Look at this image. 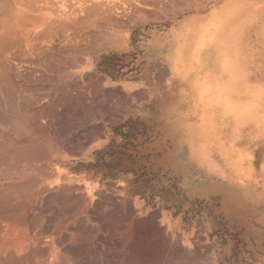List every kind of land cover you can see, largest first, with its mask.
Instances as JSON below:
<instances>
[{
  "label": "rangeland",
  "instance_id": "rangeland-1",
  "mask_svg": "<svg viewBox=\"0 0 264 264\" xmlns=\"http://www.w3.org/2000/svg\"><path fill=\"white\" fill-rule=\"evenodd\" d=\"M54 1L57 3L56 0H53L54 4ZM63 1L65 2L66 0ZM69 1L70 0H67L66 2L68 3ZM181 1L183 2L181 3ZM188 1L189 0H86L87 4L95 3V5H97L96 7H98L101 12L111 17L114 21L126 23L125 28L123 27L125 31H123L122 34L115 35L117 38H115L114 35L110 36V38H114L112 41L108 37L111 43L115 42V44L110 43V46L113 47L115 45V48H111L109 43L104 42L105 45L103 41H101H106V39H104L105 36L100 37V35H98L100 30L98 31V29L92 27L89 29L86 27L87 30H85V27L83 28V26H81L80 28V25H78L79 29L77 27V29H75L76 35L73 33L74 30H69L68 32L71 33H68L66 29L63 30L62 27H58L59 29H57L58 25H54L53 28L57 31L45 33V41L47 44L49 42L47 39L50 38V36H48L49 34L51 35L49 39L51 40L49 42L51 45L54 44L55 40V45L53 46H50V44L46 46L45 43V50H48L49 47H53L54 49L51 54L56 53L58 56L52 57L56 56V54L50 55L48 62H55L54 59L56 58L57 60L58 58V61H56L57 63L63 64L67 62L72 64L71 70L82 73L83 75V79L80 77H78L80 80L77 79L78 81L82 80L79 84H85L86 86L92 84L93 86L91 85L92 87L90 90L84 89L82 90L83 92H74V90L73 93V88L69 86L73 85L77 87L79 85L74 81L76 77L72 78L67 76L68 74H64L56 78L54 72L50 73L51 68L48 69L50 74L47 78L49 81L51 80L50 82H52V84L45 82V87L55 93L61 90L65 91L66 97L64 96V99L59 101V108L57 107L54 109L57 112V114L55 113L56 116H51V119L49 117L45 118V125L47 126L40 135L45 138L54 135H67L68 137L71 135L72 144L75 146L77 144L75 136L77 138L81 136L83 132L84 135H88L90 132H92L90 134H100L99 125L95 126V124H102L103 121L108 123L105 133L112 136V141L109 146L89 154L95 158V162L80 161L73 164L72 169L75 172H93L94 179H99L100 183L112 181L110 182L111 184L117 182L120 187L123 185L126 195H128V202L131 201L128 204V209H126L127 211L129 210V213L126 212L127 214H121L118 209H112L113 211L110 216L117 211L113 214L115 215L114 217L113 215L111 216L112 221L116 220L114 222L115 224H117V222L120 223L121 220L123 221L125 217L126 220L129 218L127 221L132 220L134 217L133 203L139 205L142 214L145 213L144 216L146 215L149 232L148 238L146 237L147 240L146 238L144 240L149 241L151 239L149 241L150 244L149 242L147 243L149 248L145 244L146 241H144V247L147 248L146 250H140L139 247L140 245L142 246L143 243L142 241V244L137 243L138 239L135 238L136 241L133 240V238L127 239V241L125 237L122 238V240L120 238L115 241L116 247H128V254L132 255L133 253V255H135V260H138V264H148L150 261L152 262V260H150L151 251L156 252L158 258L156 262L160 261L158 264H169L170 262H167L168 260L172 262L170 264H179L181 260L183 261V263L181 262L182 264H196L194 261L201 257L204 263L206 259H212L205 264H210L211 262V264H264V118L259 126L253 123L247 128V126H244L243 121L239 120V122H237L234 120L233 114L225 112V107H221L220 103L212 96V85L210 82V75L208 76V74H206L205 61L197 58L193 53L196 48L194 47V40L198 38L201 39L203 36L202 33L204 32H199L198 35L195 33L190 35L186 32L187 27L192 24L193 20L203 21V26H206V29L213 26L212 24L217 21V16H220V19H222L223 16L227 14L233 16L239 13L241 21H243V23L248 22L246 34L241 39L244 41L246 56L250 62L252 72V91L254 94L252 93L249 99L254 98L253 103L255 106L264 112V0H211L200 11H193L190 9L182 10L183 8H181V6L185 7ZM72 2L73 1H71V4ZM53 3H51L50 6L53 5L52 7H54ZM56 5L58 6V4ZM56 5L55 7L57 8ZM68 6L69 5L65 6V8L68 9ZM46 7L45 23L53 19V15L57 11L56 8H50L49 5L48 8ZM173 8H176V13L171 11ZM163 9L166 10L163 12ZM172 13L175 15H171ZM133 18L136 21L133 20V22ZM45 32H47V30ZM55 32L58 33L56 34ZM78 34H81L85 38L81 39V42L88 40L86 41L87 47L90 45L91 47L88 48H93V52H90L92 49L90 51L87 49V52L82 51V53H80L79 45L86 48V43L84 41L81 45L79 44L80 41H77L79 44H77L78 47L74 44L77 42L73 40L76 41L79 38H83L81 35L78 36ZM67 35L69 36L68 39L74 42L73 45L71 41L70 44L69 40L67 41L66 38H63ZM189 35L192 38L189 37ZM127 36L128 39L125 38ZM52 37L54 38L53 42ZM108 39L106 42H108ZM116 39L122 40L123 45L114 41ZM63 40L64 46L62 45ZM65 40L69 45H67V42L65 43ZM89 40H94L91 41V43H95V46L92 47ZM116 43L119 44V46L117 45L118 47ZM102 44L107 47L105 48ZM80 50L83 49L81 48ZM78 52L80 54H78ZM86 58L88 59L87 61ZM86 70L90 72L87 73ZM93 70L96 71L94 72ZM93 72L98 75L95 76ZM84 73H86V75L89 74V77L87 76L88 78H84L86 76H84ZM200 74L203 76L201 77ZM98 76L100 79L97 80ZM90 77L91 80H89ZM196 80L198 82H196ZM208 80L210 83L207 82ZM62 82V86H64V84L66 86L69 84V90L66 86L63 88L61 87ZM95 82L99 83V87L94 86L96 84ZM101 83H103V85H100ZM95 87L98 88V90H96L97 93ZM115 87H118V89ZM92 89H94V92L91 91ZM119 89L121 92H119ZM123 89L126 91H122ZM250 89H252V87L246 86V90ZM102 90L110 92L109 94L111 95H108V93L106 94ZM99 92L100 94H98ZM102 92L103 95L101 94ZM72 93L75 95L78 93V95L82 96V100L80 96L76 95V97ZM87 94H89L90 99H86L88 97ZM91 94L95 97H92ZM96 94L98 97H96ZM107 96L112 98L109 99ZM113 97L115 103L112 100ZM116 97H118L119 100ZM65 98H67V100H65ZM96 98L99 101L98 105ZM91 99H95V101L92 100L91 102ZM86 100H90V102H88L92 106H89L93 108L95 114L97 113L95 116ZM124 100H127V103H124ZM93 104L95 105L94 107ZM119 104L126 106L128 112L123 105L119 106ZM50 106L52 107V105ZM111 106L114 108L112 109ZM132 107H134L133 109L137 107L140 111L136 108L138 111L135 109L134 112ZM121 108L124 112L126 111V113H122L121 115ZM89 109H91V111ZM96 109L97 112H95ZM99 110L102 111V114H98V112H101ZM112 110H117L114 112L115 114L118 113L116 117H114L115 114ZM89 115L93 117L91 121ZM113 117L116 120H114ZM57 118L60 119L59 121H61V123ZM99 118H101V120ZM49 119L51 121H49ZM52 119L55 120L56 123L53 122V125L57 124L55 125L57 128L55 126H49L50 124L52 125ZM47 121L49 122L46 123ZM118 121L120 123H117ZM58 122L61 125H59ZM58 126L62 127L60 132L58 131ZM85 127L88 129H85ZM210 128L212 130H210ZM56 130L58 131L57 134ZM86 130L87 132L85 134ZM193 130L194 133L192 132ZM35 131H37V129ZM53 133L54 135H52ZM189 135L193 136L189 137ZM82 137L83 134L81 138ZM184 137H194L198 139V144H196L195 147L200 150L208 151V164L212 162L228 169L231 178L229 177L225 180L218 179L200 173L193 169V167L191 168L190 176L187 177L183 171L179 170L180 168H178V164H176L175 161L176 153L180 150L178 140ZM233 138L239 140L240 144L238 148L242 152L240 163L243 165V169L241 172H235L236 175L233 174L234 172L230 164L233 160L228 157V153L232 148L230 142ZM182 166H184V164ZM248 182L250 185L247 184ZM158 211H161L162 215H160L161 212L159 213ZM120 215L123 217L125 215V217L123 218ZM116 216L118 218L120 217L119 220ZM159 216L161 217L159 218ZM249 217H253L254 219H249ZM247 222H251L253 226L246 231L247 227L241 226V224ZM168 232H171V234L168 235ZM171 235L177 237H171V241V239H169ZM245 235L250 237L252 247H215L217 244H247L249 242H246L244 240L245 238H242ZM173 238H178L177 241L180 240V243L173 240ZM124 239L127 242H123ZM184 239L188 242L192 241L190 244H193L192 246L195 245L193 250L196 249L192 252H198V255L196 254V256H194L195 254L193 253V256L191 253L187 254L188 250L181 244V240L185 241ZM173 243H175V245ZM170 245H172L171 248L169 247ZM197 245H199L198 247H200V249L198 247V249L196 248ZM213 247L218 254V258L216 259L212 257ZM169 250L172 251L170 252ZM181 250L183 251L182 253H180ZM167 251H169L170 254ZM184 253L187 254L188 260L182 258L183 256L185 257ZM199 253L202 256L199 255ZM179 254L183 255L178 257L180 256ZM168 256L171 257V259L177 256L179 259L176 257L175 261L178 262L172 261ZM188 256L191 257L188 258ZM166 258L167 261H165V263L164 260ZM162 259H164V263H162ZM201 259L197 260L200 261L198 262L200 264H202ZM135 260L134 262H136ZM190 261L192 262L190 263Z\"/></svg>",
  "mask_w": 264,
  "mask_h": 264
},
{
  "label": "bare ground",
  "instance_id": "bare-ground-1",
  "mask_svg": "<svg viewBox=\"0 0 264 264\" xmlns=\"http://www.w3.org/2000/svg\"><path fill=\"white\" fill-rule=\"evenodd\" d=\"M56 1L57 3L54 1V4L53 0L52 2L51 0H0V264H138V260H135L134 258L135 255H133V253L132 255L128 254V247H116L115 241L119 240L120 238L122 240V238L124 237L126 238V240L132 238L133 240L138 239L137 243H141V241L143 243L144 241H146L149 231L145 217L146 215L144 216L145 213L142 214L139 205L132 202L134 209V217L132 218V220L127 221L129 218L126 220V217L124 215L125 219L123 221L121 220L120 223L117 222V224H115L114 222L116 220L112 221L111 216L117 211L110 216L111 212L118 209L121 214H125L129 211H127L126 209H128V204L131 202L130 200V202H128V195H126V191L123 185L120 187V185H118L116 181V183L114 184L110 183L112 181L100 183L99 179H94L93 172H75L72 169V165L80 161H94L95 158L90 156L89 154L93 153L96 150L109 146L112 141V136L105 133L108 123L103 121L102 124H95V126L99 125L98 128H100V134H90L92 133L90 132L88 135H84L83 132L82 138V134L77 138L75 136L77 142V144H75L77 146H73L71 140L72 137L70 138V134H68L70 135L69 137L66 134V136H55L54 132L52 134L54 136H50L48 138L40 135L41 133H43V129L47 126L45 125V118L56 116L57 112L54 109H56L57 107L59 108V101L64 99V96L66 94L64 93L65 91L62 90L57 91L56 93L51 92L45 87V82L52 84V82H50L51 80L49 81L47 78L49 74L54 72L56 78H59L64 74H68L67 76H70L72 78L76 77V80L78 79V77H83L82 73L71 70L72 64L70 63H57L56 61H58V58L57 60L56 58H53L55 62H48V59H50V55H54L56 53L51 54L54 49L53 47H49L48 50H45V33H48L50 31H57L53 27L54 25H58L57 29H59L58 27H62L63 30L66 29L67 32L69 30H74V32H72L77 35V33H75V29H77L79 27L78 25H80V28L81 26H83V28L85 27V30L91 27L98 29V31L100 30L101 32L99 31L98 35H100V37L105 36L104 39H106L107 41L108 37L110 38V36H117L119 34H122V32L125 31L124 28L126 26V23H119L117 21H114L111 17L101 12L99 8L96 7L97 5H95V3L87 4L86 0H70L68 2L70 4L66 2L67 0L65 2L63 0ZM71 1H73L72 4ZM209 1L211 0H189L185 7L181 6V8H183L182 10L190 9L193 11H200L209 3ZM182 2L183 1H181V3ZM51 3L54 4V7H52L53 5L50 6ZM56 4H58V6ZM48 5L50 8H56V5L57 11H54L55 14L53 13L54 18L51 20H49L48 18L49 21L45 23V7L47 6L46 8H48ZM67 5H69L68 9L65 8V6ZM173 9L171 11L176 13V8L174 10ZM165 10L163 9V12ZM173 14L174 13H172L171 15ZM134 18L132 19V21L134 20ZM216 20L217 21L212 24V27L206 29V26H203L204 22L199 20H193L192 24L187 27L186 32L190 35H192V33L198 35L199 32H204L202 33L203 36L201 39L198 38L194 40V47H196L193 51L194 56H197V58L203 59L205 61L206 74H208V76L210 75V82L212 85L211 93H213L212 96L216 101L220 103L221 107H225V112L233 114L234 120H236L237 122H239V120L243 121L244 126H247V128H249L253 123L259 126L261 121H263L264 112L260 108L255 106V104L253 103L254 98L249 99L252 96V93L254 94V92L252 91V72L250 68V62L245 52L246 47L244 41L241 39L246 34L248 22L243 23V21H241L239 13L233 16L227 14L223 16L222 19H220V16H217ZM46 30L47 32H45ZM78 32L80 33L79 30ZM68 35L63 37L66 38L67 41L69 40ZM80 35L78 34V36ZM190 35L189 37H191ZM48 36H50L51 38L50 34ZM116 36L115 38H117ZM81 37L83 36L81 35ZM50 38L47 39L49 42L51 41L49 40ZM54 38L52 37V42ZM125 38L128 39V36ZM81 39L85 38H79L76 41L73 39L72 40L74 42L80 41L79 44L81 45L84 41L85 43L86 41H88L84 40L81 42ZM110 39L113 41L114 38ZM110 39H108V42H106L105 40L101 41H103V43H109V46L111 44H115V42L111 43ZM67 41L65 40V43ZM70 41L71 40H69V42ZM73 41H71L72 45L74 43ZM91 41L90 44L92 45V47L95 46V43L93 42L94 44H92ZM114 41L118 42L120 45H123L122 40L120 39H116ZM49 42L48 44L46 43V46L50 44ZM62 42V45L64 46V40ZM59 43L61 44L60 41ZM118 43H116V46H119ZM74 44H76L77 47L79 45L78 42ZM104 44L102 45L104 46ZM53 45H55V40L54 44H50V46ZM67 45H69L68 42ZM79 47V51H81L80 53H82V51L85 52L87 49L89 51L92 49V51L90 52H93V48H88L91 46L89 45L87 47V43L86 48L84 46L83 48L80 45ZM110 47L115 48V45L113 47ZM81 48L83 50H80ZM80 53L78 52V54ZM52 57L58 56L56 54V56ZM87 60L88 59L86 58V61ZM50 68L52 72L50 71L49 73L48 69ZM88 72L90 71H87V73ZM85 75L86 73H84V76ZM88 75L89 74H87L84 78H86ZM97 75L95 74V76ZM202 76L203 75H201V77ZM102 77L105 79L103 75ZM98 79H100L99 76L97 80ZM76 80L74 81L77 84H79V82H82V80L78 81L80 79H78L77 81ZM89 80H91V77ZM196 82L198 81L196 80ZM207 82H209V80ZM96 84L94 86L99 85V83ZM62 85L63 82L61 84V87L63 88L64 86H66L65 84L64 86ZM68 85L66 86L67 88ZM91 85L86 86L85 84H79L77 87L73 85L69 87L73 88L72 92L74 90V92H78L84 89L90 90L93 86ZM100 85H103V83H101ZM246 86H250L252 87V89L246 90ZM115 88L118 89V87ZM120 89L119 92H121ZM96 90H98L97 87H95V91ZM91 91L94 92V89H92ZM122 91H124V89ZM105 93L111 95L109 94L110 92ZM98 94H100V92ZM101 94L103 95V92ZM76 95L80 96L78 95V93H76ZM87 95L89 98L87 97L86 99H90L89 94ZM80 97L82 100V96ZM92 97L95 96L93 95ZM96 97H98L97 94ZM107 98L111 99L112 97L110 98L107 96ZM116 98L118 99V97ZM65 100H67V98H65ZM92 100L93 99H91V102ZM112 100L114 101V97ZM86 101L90 102V100ZM93 101H95V99ZM47 102L50 104H48ZM96 102L98 105L99 101L97 100ZM124 103H127V100H124ZM94 104L93 107L95 106ZM50 105H52V107ZM89 105L92 106L90 103L88 104V106ZM122 105L119 104V106ZM123 107L126 108V106L124 105ZM133 108L134 107H132V109ZM136 108L137 107H135V109ZM91 109L95 116L97 113L95 114L93 108ZM91 109L89 110L91 111ZM135 109H133V111ZM116 111L112 110L113 113ZM122 111L123 110L121 108V115L122 113H126V111L128 112V109L125 112ZM53 112L54 114H56L54 115ZM95 112H97V109ZM99 113L102 114V111L98 112V114ZM116 114L114 117H116ZM89 116L91 117V115ZM92 118L93 117L90 118V121L92 120ZM50 119L49 121H51ZM99 119L101 120V118ZM59 120L60 119H58V121ZM49 121H47L46 123H48ZM53 122H55V120L52 121V125L49 123V126L57 125H53ZM59 122L61 123V121ZM60 123L59 125H61ZM117 123L120 122L118 121ZM100 125L102 128L100 127ZM58 127V131L60 132V129L62 127ZM36 129L37 131H35ZM85 129L88 128L85 127ZM210 130L212 129L210 128ZM58 131L56 130V134L58 133ZM86 132L87 130L85 131V134ZM192 132L194 133V130ZM193 135H189V137ZM194 137H184L178 140L180 150L178 153H176L175 161L176 164H178V168H180L179 170L183 171L187 177L190 176V171L193 167V169L197 170L200 173L207 174L208 176H213L222 180L229 178L230 175L228 173V169H225L222 166H219L212 162L208 164V151L196 148L195 145L198 144V139ZM237 140L238 139L233 138V140L230 142L232 148L228 153V157L233 160L230 162V164L234 175H236L235 172H241L243 169V165L240 163L242 152L238 148L240 142L239 140ZM183 164L184 166H182ZM247 184H249V182ZM160 215H162V212L160 213ZM114 216L115 215H113V217ZM120 216L123 217L122 215ZM160 217L161 216H159V218ZM168 233V235L171 234V232ZM171 237L175 238L177 236L171 235L169 236V239H171ZM145 238L146 240H144ZM174 238L173 240L177 241L178 238ZM126 240L124 239L123 242ZM149 241H146V243L144 242L146 246H148L147 243ZM181 241L182 246L186 250H188L187 254H192V251L196 250H193V247L195 248V245L192 246L193 244H190L192 241ZM144 243L142 244L143 247L139 244L140 250H146L147 247H144ZM173 244L175 245V243ZM171 246L172 245H170L169 247L171 248ZM198 246L199 245H197L196 248ZM198 248L200 249V247ZM182 250L180 253L184 251ZM169 251L171 252L172 250ZM169 251L167 252L169 253ZM212 251V257H214L215 259L218 258L217 251L214 247ZM197 253H193L195 254L194 256H196ZM187 254H185V257L183 256L182 258L188 260ZM179 255L180 256L178 257H181L183 254ZM199 255L201 254L199 253ZM150 256V260H152V262H149L150 264H158V262H160H156V259H158L156 256V252L151 251ZM169 256L168 258L171 259V257ZM176 257H174L175 259L172 258L171 260L175 261ZM189 257L191 256H188V258ZM134 260L136 262H134ZM163 260L164 259H162V263L167 261V258L164 260V262ZM197 260L194 262H196V264H200L198 263L200 261ZM211 260L212 259H206V262H210ZM167 262L172 263L170 260H168ZM179 262L183 263L182 260ZM191 262L192 261H190V263ZM203 263L204 262L202 261V264Z\"/></svg>",
  "mask_w": 264,
  "mask_h": 264
},
{
  "label": "crops",
  "instance_id": "crops-1",
  "mask_svg": "<svg viewBox=\"0 0 264 264\" xmlns=\"http://www.w3.org/2000/svg\"><path fill=\"white\" fill-rule=\"evenodd\" d=\"M249 219H254V218L253 217H249ZM241 226L247 227L246 228V231H247V230H249L248 228H250L251 226H253V224L251 222H247V223L241 224ZM242 238H245L244 240L246 242H249V243H247V244H245V243H242V244L229 243V244H226V245L217 244V245H215V247H252V244L250 243V237L249 236L245 235Z\"/></svg>",
  "mask_w": 264,
  "mask_h": 264
}]
</instances>
